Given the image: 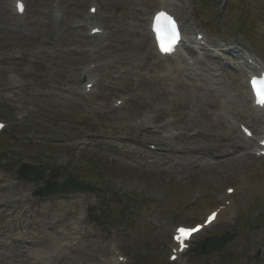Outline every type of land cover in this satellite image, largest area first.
<instances>
[{
    "label": "rangeland",
    "instance_id": "1",
    "mask_svg": "<svg viewBox=\"0 0 264 264\" xmlns=\"http://www.w3.org/2000/svg\"><path fill=\"white\" fill-rule=\"evenodd\" d=\"M26 1L27 16L19 18L11 0H0V86L9 73H17L22 79L16 87L10 89L8 82L0 91V119L15 122L16 112L28 105L38 108L29 120L8 132V150L4 151L0 142V164L6 168L7 179L19 184L11 195L23 194L41 183L22 181L19 165L12 169L6 164L9 153L19 164L29 161L49 168L47 164L56 160L53 165H62L67 171L61 180L75 172L81 179L92 181L98 191L92 196L67 193L62 199L40 201L37 207L29 204L28 216L21 214L23 205L17 207L15 213L21 222L11 224L8 232L0 234V264H103L101 258L108 254L109 240L122 245L123 253L130 256L129 264H171L169 244L174 228L203 221L207 213L224 203L220 199L225 197L228 186L238 189L232 211L237 218L225 216L198 235L185 264H264V162L256 164L247 155L241 159L245 154L241 151L232 158L224 156L225 148L231 144L241 148L244 143L238 125L232 127L229 121L250 120V110L245 104V110L240 108L238 115L224 120L226 109L222 106L231 105L213 92V68L206 48L195 51L197 65L182 71L186 76L169 72L170 64L156 56L148 31L150 15L162 4L161 0H96L101 11L93 21L109 31L107 39L89 38L90 28L75 27L94 0ZM220 4H225L224 14L218 13ZM230 4V13L227 0H175L173 6L189 38L195 29L203 30L208 44L221 39L238 42L264 60V0H233ZM185 6L189 8L188 21L183 13ZM239 18L244 19V31ZM177 59L185 63L181 57ZM235 60L223 55L219 62L225 67L224 78L234 82L232 87L238 91L246 78ZM98 61L106 63L98 70L103 82L109 81L110 71L116 75L85 98L79 88L81 69ZM180 79L195 88L185 91ZM122 93H132L135 99L124 109L111 112L112 99ZM3 94L11 96V100L6 103ZM71 101L77 103L71 105ZM100 104H105L106 109L98 107ZM90 105L100 110H92L87 117ZM141 111L162 115L164 118L156 125H162L168 116L180 117L185 112L181 125L184 127L186 122L201 134L193 138L182 135L173 144L178 149L193 147L196 152L152 155L154 151L148 145L153 143L146 144L143 137L155 130H137L121 123ZM84 117L87 118L82 120ZM111 128L116 134L110 133ZM101 133L111 136L113 143H95L81 151L82 147H76L82 137L88 136L90 142L101 138ZM156 134L162 137L160 132ZM125 136L134 140H122ZM25 140L21 151L9 149L12 143ZM194 194H205V198L194 203ZM72 199L86 212L84 224L90 231L83 236L78 233L73 237L72 249L55 258L56 239L42 240L54 234L65 241L57 232L74 220L77 208ZM38 212H44V216ZM33 216L41 222L39 225ZM4 223L0 218V230ZM28 224L33 228L29 230ZM228 234L235 237L226 243L222 253H197L202 241L222 239ZM257 249L263 250L259 260L254 256Z\"/></svg>",
    "mask_w": 264,
    "mask_h": 264
},
{
    "label": "snow or ice",
    "instance_id": "2",
    "mask_svg": "<svg viewBox=\"0 0 264 264\" xmlns=\"http://www.w3.org/2000/svg\"><path fill=\"white\" fill-rule=\"evenodd\" d=\"M19 7H20V10L22 11L23 10V6L20 5ZM161 18L167 20L168 23L172 26L173 30L175 29V24L171 20L170 17L166 16L164 13H161L157 17V20L159 21ZM251 84H252L253 88L257 91L258 95H264V91L261 90L262 88H264V80H252ZM257 85H260L261 87L257 88ZM261 103H264V100H262ZM213 218H214V216H213ZM198 230L199 229L192 230V231H198ZM178 231H179L180 234L176 237V239H177V242L183 247L184 240L188 239L191 236L192 231L185 230V229H179Z\"/></svg>",
    "mask_w": 264,
    "mask_h": 264
},
{
    "label": "water",
    "instance_id": "3",
    "mask_svg": "<svg viewBox=\"0 0 264 264\" xmlns=\"http://www.w3.org/2000/svg\"><path fill=\"white\" fill-rule=\"evenodd\" d=\"M229 240V238H225L222 240H213L210 243L204 242L200 248L201 254H209L212 251H221L225 245V243Z\"/></svg>",
    "mask_w": 264,
    "mask_h": 264
},
{
    "label": "bare ground",
    "instance_id": "4",
    "mask_svg": "<svg viewBox=\"0 0 264 264\" xmlns=\"http://www.w3.org/2000/svg\"><path fill=\"white\" fill-rule=\"evenodd\" d=\"M179 84L183 87V89L187 92H191V89H194L195 86L193 84H190L188 82H185L183 79H180ZM160 94V93H159ZM76 101H71L70 104H76ZM158 129H163V130H169L166 129L164 126L163 127H158ZM234 204V203H233ZM233 204L232 205H227L225 206V210L219 215V218H221L222 216H226L228 214H231L232 208H233ZM72 205V204H71ZM218 218V219H219Z\"/></svg>",
    "mask_w": 264,
    "mask_h": 264
}]
</instances>
